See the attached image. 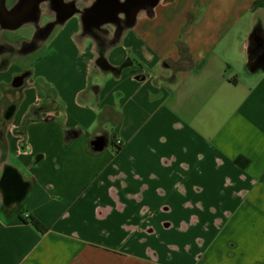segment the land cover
<instances>
[{"label": "crops", "instance_id": "0c3cea01", "mask_svg": "<svg viewBox=\"0 0 264 264\" xmlns=\"http://www.w3.org/2000/svg\"><path fill=\"white\" fill-rule=\"evenodd\" d=\"M66 1L0 27V264H264V0Z\"/></svg>", "mask_w": 264, "mask_h": 264}, {"label": "rangeland", "instance_id": "374dc122", "mask_svg": "<svg viewBox=\"0 0 264 264\" xmlns=\"http://www.w3.org/2000/svg\"><path fill=\"white\" fill-rule=\"evenodd\" d=\"M6 1H7V5L11 4V7L12 8L14 7L13 9L14 11L17 12V16H14L8 21H5L2 17H0V27L1 28H5V27L15 28V26H18V24L21 21L24 24L26 20V16H30L28 14L29 12H32L33 10L35 11L36 9L41 10L43 8L42 3L40 2L41 0H6ZM53 5L55 4H52V6ZM66 6L72 7L71 0L66 1ZM25 30L22 29L16 32H12L11 36L19 40V38H21L25 34ZM33 42H36V41H33ZM26 60L27 62L35 60V55L29 56Z\"/></svg>", "mask_w": 264, "mask_h": 264}, {"label": "trees", "instance_id": "16d2710c", "mask_svg": "<svg viewBox=\"0 0 264 264\" xmlns=\"http://www.w3.org/2000/svg\"><path fill=\"white\" fill-rule=\"evenodd\" d=\"M236 163L241 166L244 167L247 163L246 159H242L241 157L236 158ZM29 222L34 226L35 229H37L39 232L44 233L47 231V228L45 226H43L38 220H36L34 217L29 216L28 218Z\"/></svg>", "mask_w": 264, "mask_h": 264}, {"label": "water", "instance_id": "95a60500", "mask_svg": "<svg viewBox=\"0 0 264 264\" xmlns=\"http://www.w3.org/2000/svg\"><path fill=\"white\" fill-rule=\"evenodd\" d=\"M0 14L7 15V13L4 11L2 5L0 7ZM90 145L94 151H101L105 146V140L103 137H96L94 140H92Z\"/></svg>", "mask_w": 264, "mask_h": 264}]
</instances>
